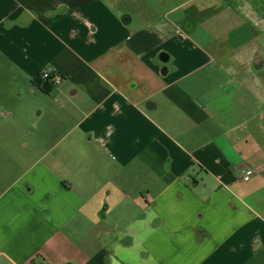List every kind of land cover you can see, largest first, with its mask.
<instances>
[{"label": "crops", "instance_id": "crops-1", "mask_svg": "<svg viewBox=\"0 0 264 264\" xmlns=\"http://www.w3.org/2000/svg\"><path fill=\"white\" fill-rule=\"evenodd\" d=\"M257 39L264 0H0L42 118L0 185V264H264Z\"/></svg>", "mask_w": 264, "mask_h": 264}, {"label": "rangeland", "instance_id": "rangeland-1", "mask_svg": "<svg viewBox=\"0 0 264 264\" xmlns=\"http://www.w3.org/2000/svg\"><path fill=\"white\" fill-rule=\"evenodd\" d=\"M128 12L136 13L134 5L129 3ZM254 43L255 57H262L264 60V50L259 47L258 39ZM246 47L237 53L230 52L224 58L235 59L239 54L240 58H243L245 52L251 53ZM28 85L31 89H35ZM23 87L21 86L19 90L20 94H17L18 91L13 89L10 82L7 66L0 62V185L7 182L8 176L19 174L24 170V163H12V160L26 161V157L37 154L38 150L30 145L32 140L30 132L34 131L33 125L39 124L42 118L37 116L39 109L37 101Z\"/></svg>", "mask_w": 264, "mask_h": 264}, {"label": "trees", "instance_id": "trees-1", "mask_svg": "<svg viewBox=\"0 0 264 264\" xmlns=\"http://www.w3.org/2000/svg\"><path fill=\"white\" fill-rule=\"evenodd\" d=\"M31 84L36 86L41 92L49 94L55 84H53L50 78L43 79L40 74L31 81Z\"/></svg>", "mask_w": 264, "mask_h": 264}, {"label": "built area", "instance_id": "built-area-1", "mask_svg": "<svg viewBox=\"0 0 264 264\" xmlns=\"http://www.w3.org/2000/svg\"><path fill=\"white\" fill-rule=\"evenodd\" d=\"M40 76L43 78V79H45V78H50V80H51V82L53 83V84H57V83H59L60 81H61V79H62V77H61V75L59 74V73H57V72H48V71H41L40 72ZM30 91H34L33 89H31L30 88ZM242 172H243V177H242V179L243 180H247L248 178H249V173H250V171H249V169L248 168H244L243 170H242Z\"/></svg>", "mask_w": 264, "mask_h": 264}]
</instances>
